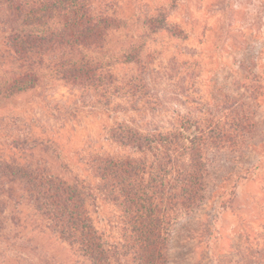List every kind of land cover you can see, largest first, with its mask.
<instances>
[{
    "label": "rangeland",
    "instance_id": "1",
    "mask_svg": "<svg viewBox=\"0 0 264 264\" xmlns=\"http://www.w3.org/2000/svg\"><path fill=\"white\" fill-rule=\"evenodd\" d=\"M135 4L125 0L123 7ZM139 5L163 6L167 24L181 28L185 38L166 29L144 39L137 37L140 28L120 31L106 57L117 59L132 45L139 62L113 60L116 81L106 93L48 80L0 105V187L15 190L13 198L0 191V264H81L64 244L35 229L25 203L14 202L18 183L1 175L11 159L20 156L92 182L89 156L121 150L108 138L116 122L167 125L180 113L212 110L235 98L250 105L257 129L239 148L207 155L204 200L171 224L166 264H264V0ZM129 79L143 83L136 95ZM247 169L248 177L239 180ZM96 206L104 219L114 213L109 204Z\"/></svg>",
    "mask_w": 264,
    "mask_h": 264
},
{
    "label": "trees",
    "instance_id": "2",
    "mask_svg": "<svg viewBox=\"0 0 264 264\" xmlns=\"http://www.w3.org/2000/svg\"><path fill=\"white\" fill-rule=\"evenodd\" d=\"M124 1L0 0V105L48 80L106 93L116 81L113 60L139 62L132 45L117 59L106 57L110 39L120 31L140 28L137 37L144 39L166 29L185 38L181 28L167 24L163 6L148 10L139 5L142 0H128L136 3L128 10ZM126 84L135 95L143 87L135 79ZM249 106L227 99L212 110L180 113L167 125L118 121L108 138L121 150L89 156L92 182L20 156L1 175L18 183L14 202L27 205L35 229L64 244L75 261L166 264L171 224L204 200L207 155L235 150L255 133ZM247 172L238 173L239 180ZM6 191L13 198L15 190ZM98 202L114 213L101 217Z\"/></svg>",
    "mask_w": 264,
    "mask_h": 264
}]
</instances>
